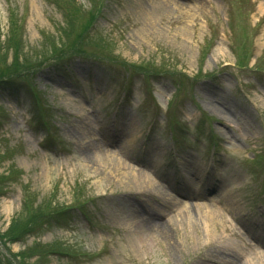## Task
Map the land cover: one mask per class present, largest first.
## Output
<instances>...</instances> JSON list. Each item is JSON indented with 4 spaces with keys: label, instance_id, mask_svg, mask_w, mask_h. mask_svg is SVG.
Instances as JSON below:
<instances>
[{
    "label": "rangeland",
    "instance_id": "374dc122",
    "mask_svg": "<svg viewBox=\"0 0 264 264\" xmlns=\"http://www.w3.org/2000/svg\"><path fill=\"white\" fill-rule=\"evenodd\" d=\"M237 262L264 264V0H0V264Z\"/></svg>",
    "mask_w": 264,
    "mask_h": 264
},
{
    "label": "bare ground",
    "instance_id": "6f19581e",
    "mask_svg": "<svg viewBox=\"0 0 264 264\" xmlns=\"http://www.w3.org/2000/svg\"><path fill=\"white\" fill-rule=\"evenodd\" d=\"M219 106V107H214V110L217 111L218 113L222 114L224 113V108ZM88 157L89 155H85ZM89 158V157H88ZM143 176V175H142ZM145 177L147 175L145 174ZM143 180V179H142ZM145 182V180H143ZM147 183V182H146ZM138 186L141 185V182L138 181ZM152 185H150L151 189ZM145 188V194L151 192L150 190H146ZM140 212V211H139ZM134 222L136 224V227L133 228V232L137 235V237L142 238V237H150L153 234L157 232H161L164 229V225L160 224L157 219H155V212L152 210L147 211V213H135L133 215ZM236 264H240L237 262Z\"/></svg>",
    "mask_w": 264,
    "mask_h": 264
}]
</instances>
